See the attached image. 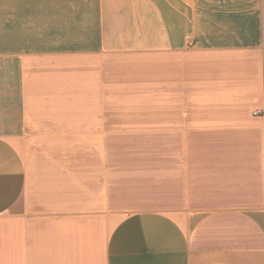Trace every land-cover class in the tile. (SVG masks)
<instances>
[{
    "label": "crops",
    "instance_id": "crops-1",
    "mask_svg": "<svg viewBox=\"0 0 264 264\" xmlns=\"http://www.w3.org/2000/svg\"><path fill=\"white\" fill-rule=\"evenodd\" d=\"M0 264H264V0H0Z\"/></svg>",
    "mask_w": 264,
    "mask_h": 264
},
{
    "label": "rangeland",
    "instance_id": "rangeland-1",
    "mask_svg": "<svg viewBox=\"0 0 264 264\" xmlns=\"http://www.w3.org/2000/svg\"><path fill=\"white\" fill-rule=\"evenodd\" d=\"M134 100H129L127 104L128 106H133L134 105ZM146 103H144V105H146ZM124 118V121L127 122L126 128L125 129H121V130H109V139H117V138H121V139H127V140H140V139H151V138H156V139H162L163 138V132L162 131H156V132H150V130L148 129V123L144 122L143 127L137 128L139 126V120L142 121H147L148 115L146 114H128V115H124L122 116ZM143 128V129H142ZM140 129V130H139ZM155 133V134H154ZM112 149V151H116V149L119 148H110ZM124 150H129L130 152H132L133 150H140V151H144V153H148V151H151L153 148H148V147H129V148H123ZM144 149V150H143ZM157 150V152H159L158 154H162V148L156 147L154 148ZM150 154V153H149Z\"/></svg>",
    "mask_w": 264,
    "mask_h": 264
},
{
    "label": "built area",
    "instance_id": "built-area-1",
    "mask_svg": "<svg viewBox=\"0 0 264 264\" xmlns=\"http://www.w3.org/2000/svg\"><path fill=\"white\" fill-rule=\"evenodd\" d=\"M260 113H261V110L259 109L254 110V114H260Z\"/></svg>",
    "mask_w": 264,
    "mask_h": 264
}]
</instances>
